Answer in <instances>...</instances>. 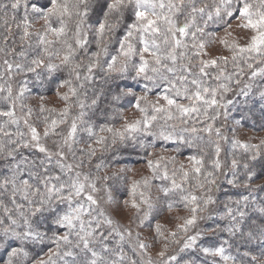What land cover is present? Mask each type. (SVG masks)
<instances>
[{
  "label": "snow or ice",
  "instance_id": "obj_1",
  "mask_svg": "<svg viewBox=\"0 0 264 264\" xmlns=\"http://www.w3.org/2000/svg\"><path fill=\"white\" fill-rule=\"evenodd\" d=\"M232 19L251 33L246 43L220 38L231 55L204 59L209 26H227L230 36ZM245 76L264 81V0H0V264H264V250L256 256L248 248L264 246V220L254 219L264 217V201L257 207L251 192L217 195L225 182L241 186V167L252 178L247 160L222 162L228 137L216 126L220 109L252 96L264 110V88L254 91ZM32 88L52 91L63 107H47L41 94L37 111L25 102ZM125 101L139 118H124ZM81 133L91 141L85 147ZM157 141L195 151L186 165L175 156L148 159L152 175L130 184L123 169L93 175L98 150L132 142L153 156ZM231 145L252 153L250 161L264 154V141ZM100 181L112 182L103 189L108 207L94 195ZM122 206L133 213L127 227L112 215ZM181 207L187 215L175 230L155 225L162 247L153 260L131 224L142 228ZM201 222L214 225L210 236L228 238L203 246ZM44 245L51 247L43 255H30ZM231 247L247 250L238 257Z\"/></svg>",
  "mask_w": 264,
  "mask_h": 264
},
{
  "label": "rangeland",
  "instance_id": "obj_2",
  "mask_svg": "<svg viewBox=\"0 0 264 264\" xmlns=\"http://www.w3.org/2000/svg\"><path fill=\"white\" fill-rule=\"evenodd\" d=\"M208 2L210 3L211 0H208ZM40 23L42 22H37L35 24L36 27L40 26ZM237 21L235 19H232L230 21L231 24V28L228 29V32L231 33L230 36L226 35L225 32V27H217L216 25H210L209 26V31H212L214 33V35L212 37H210L209 39L211 40V43L208 44V46L206 47L205 51L207 53L206 56H204V59H211V58H216V57H223V56H230L231 53L229 52L228 48L225 47V45L220 44L218 42V40L220 38L226 39L229 41V43L235 42L238 43L240 45H243L246 43L247 39L249 38V36L251 35V33L248 30L242 29V28H238L236 27L237 25ZM230 71V70H228ZM216 69H210V73L211 74H215ZM17 79V78H16ZM18 79H20L18 77ZM260 81L261 84L260 85H255L254 83H256V81ZM243 83H252V85L254 86L253 90H257V89H261L264 88V81H262L260 78H257L255 81H249L248 78H243ZM13 83V87H15V81H12ZM214 83V81H213ZM243 83H241L240 87L243 86ZM233 91H238L235 82H233ZM32 91V90H31ZM138 93H139V89H138ZM156 91L153 90V92L149 95V99L150 100H155L156 98ZM27 99L31 100V101H35V99H37V96L32 95L31 93L28 94ZM226 99H235V97L233 96V93H227L226 94ZM250 99V98H249ZM45 100H49L51 102H54V105H56V108H62L63 107V102L59 99H57L54 96H48ZM244 98L240 97V101H243ZM185 103H187V101H183ZM248 103V102H247ZM241 105H246V103L243 102H238L235 105H231L229 106L227 109H220L221 113H222V117H224L223 113L227 112L228 117L231 115L236 116V119L238 118V114H239V110L238 106ZM124 107L126 109V111L124 112L123 116L124 118H127L129 120L132 119H137L140 117V113L136 112L134 109H132L127 101L124 102ZM259 113L261 116H264L263 113H261V111L259 110ZM115 122H117L116 124H114V127L119 128L121 123L123 122L122 119H117L115 120ZM238 120H236L235 122L231 121L230 122V132L231 133H235L237 135V138L239 139H244V140H248L249 142L251 141H255L260 139L261 141L264 140V127L260 128L262 126H260V124L258 125L259 128L258 130H248L246 127H243L240 123H237ZM65 128H67V126H62ZM221 127V126H219ZM172 142H159L158 147L154 148H149L148 152H152L154 155L153 156H148L146 154H142L141 156H143L142 158H144L146 160L145 163H141V164H137V165H130V164H118L114 169H112L111 171L117 172L118 170L123 169L124 172L122 173V175L126 176L127 178V183L130 184L131 181L133 180H140L144 177H150L152 175L151 169L148 168L147 165V161L148 159H153L154 156L156 155H164V156H175L176 158V163L178 164H187V157L192 154L193 152H177L175 151V149H173V146H171L170 144ZM80 147H85L84 144H82ZM223 148V147H221ZM185 150V149H184ZM183 150V151H184ZM132 153H130V157H133L131 155ZM127 157V155H125ZM172 165L169 164V170H171ZM156 184H159V181L155 182ZM258 182H255L254 184H256ZM223 185H227L226 182ZM228 186V185H227ZM104 184L103 181L98 182V188H100L101 190L98 191L97 193H95L94 195L96 196V198L100 201L101 207H108L107 205H105L103 202L104 200L107 198L104 189ZM221 190V189H220ZM155 187L152 188V192H153V196H155ZM223 191H225V189H223ZM127 198V193L126 192H122V194L120 195V197H118V199H120L121 201V205L123 202V199ZM111 211V209H109ZM132 210L128 209V208H124L123 206L120 208L119 211L117 212H113V219L118 221L120 224H122L123 226L127 227L130 225V217L132 216ZM187 215L186 210H184L183 208H178V209H173L172 212H168L167 210H165L163 213L160 214V216H158L156 219L152 220L150 222V224H147L146 226L140 228V227H136V224H131V227L133 229V233L135 234L136 232H139L141 237L145 239V241L147 243L150 244V249H149V256L153 259V260H158L159 257L157 256V253L161 250L162 244L158 241L154 240L155 237V225L157 223L161 224L165 229L167 230H175V225L178 223H181L182 221L177 219V217H183ZM138 223V221H137ZM201 230L205 231V237L204 239H202L200 241V243L203 246H210L212 244H216V243H212L210 242V239H208V236H210L207 232L208 228H211V226H206L205 222H201L200 224ZM218 239V243L219 244L221 242V238L217 237ZM173 247L175 248L176 245H173ZM171 250V249H170ZM47 249L44 251L46 252ZM126 251H128L129 255L132 256L133 253L131 252V249L128 248L126 246ZM44 253H42L43 255ZM135 259H139V257H134ZM186 258H189L188 256ZM145 260L148 259V256L144 257ZM210 259V258H209Z\"/></svg>",
  "mask_w": 264,
  "mask_h": 264
},
{
  "label": "trees",
  "instance_id": "obj_3",
  "mask_svg": "<svg viewBox=\"0 0 264 264\" xmlns=\"http://www.w3.org/2000/svg\"><path fill=\"white\" fill-rule=\"evenodd\" d=\"M41 2H43V0H41ZM20 15H22V11L20 13ZM34 27H36L34 25ZM40 27V26H39ZM36 27V28H39ZM228 70H232L231 65H228ZM242 77L241 79L243 80ZM18 79V77H17ZM255 85H260L261 82L260 81H256V83H254ZM253 86V85H252ZM254 89V86H253ZM32 91L30 92L32 95L37 96V99H35V101H31L30 99H26V103L33 107L34 109H36L38 111V105L40 103L39 101V95H44L45 99L48 96H54V93L52 91H47L44 92L43 90L40 89H36V88H32ZM154 91L158 92L159 90L154 89ZM256 91V90H254ZM253 100L258 101V96H252L250 97V99H248V103H246V105H239L238 109H240L239 111V116L236 119V116L231 115L227 118L222 117V115L220 116L219 120L216 122V126L222 129L223 133L225 136L228 137V142H221V147L222 151H221V160L223 161H227L229 164L231 162L232 158H236L237 160H240L241 165L247 160L249 165H250V169H251V173H252V178L251 180H249L247 178V175L245 173V171L243 170V168L241 167L240 172L238 173V175L242 178L241 179V186L239 188H232L230 186L227 185H223V187L221 188V190L219 191V193H217V195L220 196L221 200H227L229 198H231L232 200H236L238 199L241 195H249V193L251 192V196L250 199L254 198L255 199V203L256 206L258 207L260 205L261 201H264V188H261V185H264V154H262V156L260 158H258L256 161H250L248 160V157L252 154L250 152H246L244 149L241 148H233L231 145V140L236 139L239 140L241 143H246L249 145H259L261 143V140H255V141H251L249 142L248 140H244V139H238L237 135L235 133H231L230 132V122L233 121L235 122L236 120H238V122L243 126L246 127L248 130H258L259 128V124L260 128L264 127V116H261L259 113V110L261 111V113L264 114V110H262L261 108V104L259 102L253 104ZM45 104L47 107L49 108H56V105H54V102H51L49 100H45ZM58 109V108H56ZM74 114L75 111L77 110H73ZM117 120V119H116ZM103 120H100L99 123H103ZM117 122H114V124H116ZM113 124V126H114ZM98 131V128H97ZM81 136H83L84 138V142L81 143L80 145H78V147H80L82 144H84L86 146V143L91 142L88 141V138L86 136V134L81 133ZM264 141V140H263ZM159 142L162 141H157L156 142V147H158ZM170 144V143H169ZM174 143H171L170 145L173 146ZM176 144H174L173 149H176ZM185 149V150H184ZM184 150V151H183ZM194 152V149H188L186 147H181L179 152ZM130 153H132L131 155L133 157H130ZM142 154H146L145 151L139 147H133L132 146V142H129L128 145H121L119 149L113 151V150H109L107 152H101V151H97V157L93 158L92 164H91V170L93 175H99L101 177H103L104 175H111L112 173H115L114 171H111L112 169H114L118 164H130V165H137V164H141V163H145L146 160L144 158H142L143 156H141ZM127 155V157L125 156ZM102 164L103 167L99 170V172L96 171L95 165L96 164ZM85 171H88V168H85ZM255 182H258L256 184H254ZM111 181H103L104 186L111 184ZM160 183V182H159ZM244 184H248V188L245 189L243 187ZM223 189H225V191H223ZM124 193V192H123ZM182 208V207H181ZM255 219V223L257 225H259L261 223L262 220H264V217H259V214L256 213L254 216ZM206 226H211L214 227V225L211 224H206ZM217 237H220L221 239H227V233H219ZM217 237H212V236H208V239H210V242L212 243H218V239ZM48 247H51V245H44V246H32L30 249V255H42V253H44V251L46 249H48ZM248 248H251L252 250V255H256V256H260L261 251L264 250V246L260 245L259 243H254L252 245H249ZM247 250L246 248H236V247H231L229 248V251L231 252L232 255H236V256H241L242 253ZM0 254H4L5 258H6V253H4L3 249H0ZM187 257V255H186ZM250 259V257H249Z\"/></svg>",
  "mask_w": 264,
  "mask_h": 264
}]
</instances>
